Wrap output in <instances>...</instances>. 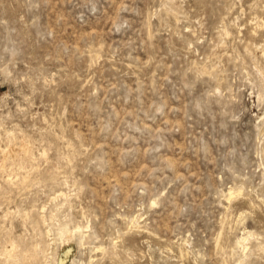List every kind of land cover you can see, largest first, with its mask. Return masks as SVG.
<instances>
[{
    "label": "rangeland",
    "instance_id": "obj_1",
    "mask_svg": "<svg viewBox=\"0 0 264 264\" xmlns=\"http://www.w3.org/2000/svg\"><path fill=\"white\" fill-rule=\"evenodd\" d=\"M68 246L264 264V0H0V264Z\"/></svg>",
    "mask_w": 264,
    "mask_h": 264
},
{
    "label": "bare ground",
    "instance_id": "obj_2",
    "mask_svg": "<svg viewBox=\"0 0 264 264\" xmlns=\"http://www.w3.org/2000/svg\"><path fill=\"white\" fill-rule=\"evenodd\" d=\"M227 34V33H226ZM13 137V136H12ZM11 145V144H10ZM16 149V146L15 145H11L10 146V149L12 150V149ZM4 149H6V148H4ZM4 152V151H3ZM10 154H12V153H10ZM6 155V154H5ZM3 160H4V158H3ZM230 191V190H229ZM228 191V192H229ZM234 190H232V192H233ZM232 192H229L228 194H229V197H230V195H232ZM234 193V192H233ZM61 194H63L64 195V193L63 192H58V194L57 195H61ZM227 196V195H226ZM227 198V197H226ZM133 217H137V216H133ZM139 217V216H138ZM130 219V218H129ZM137 219V218H136ZM45 220V217H43V221ZM132 222V221H131ZM135 223L137 222V220L136 221H134ZM133 222V223H134ZM128 224V223H127ZM131 224V223H130ZM134 225V224H133ZM133 228V227H132ZM50 231V228H47L46 229V232H49ZM251 235V233H248V234H246V236L244 235V236H242L241 237V239H240V243H242V245H243V243H244V241L245 240H247L248 239V237ZM245 244V243H244ZM98 246V245H97ZM38 248V247H37ZM102 248V247H101ZM101 248H99V249H101ZM179 249V248H178ZM62 250V252H61V254L58 256V258H57V264H63L64 263V261L66 260V258H67V256L69 255V253H70V251H71V246H68V247H65V248H62L61 249ZM246 251V250H245ZM11 252V251H10ZM22 254V253H21ZM46 255V254H45ZM45 263H46V261H45ZM33 264V263H32ZM47 264V263H46Z\"/></svg>",
    "mask_w": 264,
    "mask_h": 264
}]
</instances>
